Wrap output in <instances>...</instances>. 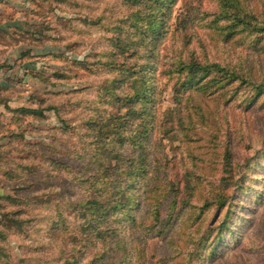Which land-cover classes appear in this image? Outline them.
<instances>
[{
	"label": "rangeland",
	"instance_id": "rangeland-1",
	"mask_svg": "<svg viewBox=\"0 0 264 264\" xmlns=\"http://www.w3.org/2000/svg\"><path fill=\"white\" fill-rule=\"evenodd\" d=\"M148 3L0 0V264H264V0Z\"/></svg>",
	"mask_w": 264,
	"mask_h": 264
},
{
	"label": "trees",
	"instance_id": "trees-1",
	"mask_svg": "<svg viewBox=\"0 0 264 264\" xmlns=\"http://www.w3.org/2000/svg\"><path fill=\"white\" fill-rule=\"evenodd\" d=\"M167 3H168V0H150V3H148L147 8L150 10V7L156 8L158 5L157 8L160 9L161 7L164 8L167 5ZM141 20H142V24L147 23V21L149 20L147 23V30H149L151 33L159 29L160 26L162 27L163 22H164L163 18H157L155 16H153V18H150L148 13L144 14L143 19L141 18ZM209 66L206 64L204 68H209ZM213 66L216 67L217 71L223 70L222 67H219L217 65H213ZM192 67H194L193 64L190 65V68ZM131 68L132 70L130 71L131 72L130 74L134 75L132 78V87L135 88V91L133 92V95L128 96V99L133 101V98H140L141 96L145 95L144 90L146 89V84H147V78H148L147 74L150 71H149V68L146 69L147 67H141V66L138 67L137 65H134ZM137 84H139V86H137ZM141 89L143 90L140 91ZM110 201L113 202V206L116 208V210L121 211L123 208L128 207L131 204L132 198L129 192H125V191L119 192L118 190H116L115 192L112 193V195H110ZM84 216H87V215L85 214Z\"/></svg>",
	"mask_w": 264,
	"mask_h": 264
}]
</instances>
